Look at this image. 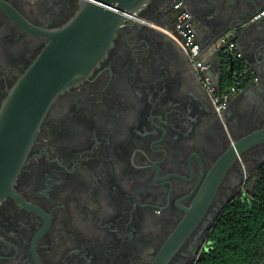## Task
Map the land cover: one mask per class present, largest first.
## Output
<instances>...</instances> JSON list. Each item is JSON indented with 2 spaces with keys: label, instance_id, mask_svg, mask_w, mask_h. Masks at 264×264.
Listing matches in <instances>:
<instances>
[{
  "label": "flooded vegetation",
  "instance_id": "1",
  "mask_svg": "<svg viewBox=\"0 0 264 264\" xmlns=\"http://www.w3.org/2000/svg\"><path fill=\"white\" fill-rule=\"evenodd\" d=\"M85 1L0 0V111L47 33ZM184 1L202 48L235 24L217 0ZM254 1L252 12L264 6ZM173 2L127 17L92 71L55 98L0 201V264H199L221 214L255 191L264 143L241 142L264 128V89L262 101L244 93L219 115L166 33ZM222 60L206 74L218 92Z\"/></svg>",
  "mask_w": 264,
  "mask_h": 264
},
{
  "label": "water",
  "instance_id": "2",
  "mask_svg": "<svg viewBox=\"0 0 264 264\" xmlns=\"http://www.w3.org/2000/svg\"><path fill=\"white\" fill-rule=\"evenodd\" d=\"M153 0H86L85 8L67 25L47 33L50 40L26 74L20 79L0 111V201L13 190L42 122L55 98L92 71L111 47L116 30ZM235 23L224 35L241 36L257 23H250L261 6L254 0H217ZM206 34L207 29L204 31ZM205 34V35H206ZM220 38L202 48L206 63L225 60ZM262 60V30L253 38ZM222 60V61H223ZM264 71L262 70V77ZM248 90V89H247ZM244 93L248 94V91ZM243 93V94H244ZM264 143V128L253 132L241 144ZM264 264V263H263Z\"/></svg>",
  "mask_w": 264,
  "mask_h": 264
},
{
  "label": "trees",
  "instance_id": "3",
  "mask_svg": "<svg viewBox=\"0 0 264 264\" xmlns=\"http://www.w3.org/2000/svg\"><path fill=\"white\" fill-rule=\"evenodd\" d=\"M210 244L199 264L264 263V166L255 191L221 214Z\"/></svg>",
  "mask_w": 264,
  "mask_h": 264
},
{
  "label": "built area",
  "instance_id": "4",
  "mask_svg": "<svg viewBox=\"0 0 264 264\" xmlns=\"http://www.w3.org/2000/svg\"><path fill=\"white\" fill-rule=\"evenodd\" d=\"M173 3L178 18L175 29L166 33L181 46L182 50L192 60L195 68L203 77L204 87L211 97L216 112L222 115L233 99L242 95L250 86L259 84L260 78L245 63L244 53L234 37L235 34L230 32L221 37L218 42V45L223 47V57L227 59L223 69L229 73L227 84L218 92L212 81L206 76L210 65L206 63V54L201 55L202 47L198 42L192 15L187 10L185 1L174 0ZM250 23H262L264 25V8L251 18Z\"/></svg>",
  "mask_w": 264,
  "mask_h": 264
},
{
  "label": "crops",
  "instance_id": "5",
  "mask_svg": "<svg viewBox=\"0 0 264 264\" xmlns=\"http://www.w3.org/2000/svg\"><path fill=\"white\" fill-rule=\"evenodd\" d=\"M264 7V6H263ZM264 28L262 23H257L255 27L244 31V33L239 36L235 33V39L239 43L243 53H244V61L245 63L250 66L256 75L260 78V82L257 85H252L248 88V96L252 98H257L259 101H262V89H264V76L262 77V70L264 71V59H260L259 56L256 54V50L258 49V45L255 44L253 38L256 34H259ZM216 74V78H219V74Z\"/></svg>",
  "mask_w": 264,
  "mask_h": 264
}]
</instances>
